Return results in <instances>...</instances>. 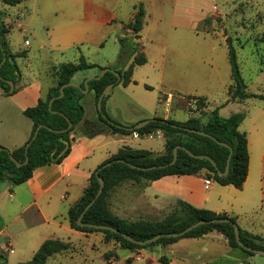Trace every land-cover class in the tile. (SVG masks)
I'll return each mask as SVG.
<instances>
[{"label":"rangeland","instance_id":"rangeland-1","mask_svg":"<svg viewBox=\"0 0 264 264\" xmlns=\"http://www.w3.org/2000/svg\"><path fill=\"white\" fill-rule=\"evenodd\" d=\"M88 1L113 12L117 23L98 25L91 41L70 49H55L56 45L51 40L62 43L70 37L77 38L75 31L86 20L84 6ZM151 4L156 13L151 11ZM141 5L145 9L141 31L144 39L134 40L128 23H123L121 29L118 22L133 20L132 16ZM0 10L11 21L7 38L14 48L29 50V59L19 62L24 70H31L33 74L47 72L46 66L74 61L81 55L100 66L110 60L107 67L115 70L125 68L132 59L123 61L119 58V38L122 34L129 36L138 55L144 52L147 63L135 66L134 82L130 87L117 83L110 93L107 110L118 118L119 123L126 118L155 114L161 117L168 114L179 121L197 116L203 121L206 112L203 107L198 108L194 97H206L209 111L230 97L228 89L233 79L227 36L236 47L247 91L264 94V0H26L19 5L0 0ZM100 13L103 14L102 11ZM154 14L158 20L152 26ZM20 22L24 27L19 26ZM173 22L188 23L191 29L175 28ZM26 39L30 47H26ZM101 39L104 45H99ZM41 44L44 48H40ZM85 73L78 72V83ZM169 93L172 95H167ZM89 95L85 94L82 99L85 106ZM168 98L171 103L167 102ZM233 112L246 114L240 129L251 131L259 126L260 131H264V100L249 97L244 102L230 101L220 107L222 117ZM139 145L157 152L163 151L165 146L164 140L158 137L145 138L144 142L135 144ZM151 183L129 180L115 187L109 198L113 212L130 221L161 220L179 208L178 202L168 209L165 206L155 208L146 192ZM262 204L264 206V197ZM256 211L248 219L256 220V225L260 223L264 229V210ZM108 247L104 245L105 249ZM145 252L136 249L132 256L125 258L129 250L120 248L119 256L114 251L109 252L108 264H145L135 260ZM57 259L50 260L49 264H69L66 259L61 263Z\"/></svg>","mask_w":264,"mask_h":264},{"label":"crops","instance_id":"crops-1","mask_svg":"<svg viewBox=\"0 0 264 264\" xmlns=\"http://www.w3.org/2000/svg\"><path fill=\"white\" fill-rule=\"evenodd\" d=\"M151 11L156 13L153 5ZM84 13L86 20L82 21V27L75 31L77 38L70 37L68 41L62 43L51 40L52 44L56 45L55 49H70L79 43L91 41L94 28L98 25L117 23L113 12L108 11L105 6L96 5L89 1L84 6ZM136 13L131 19H134ZM3 19L11 30L10 19L6 15ZM157 20L155 15L152 26ZM131 21L133 20L118 23L122 29L123 23ZM19 26L22 28L24 24L20 22ZM172 26L191 29V26L185 22H173ZM142 39H144L143 35H141ZM7 40L12 53L25 52L24 56L16 57L20 75L15 82L16 92L0 94V145L14 150L25 145L33 132L34 123L25 115L24 111L37 105L39 99L45 98L48 92L57 85L58 76L55 73L62 64L78 63L82 55L74 61L48 65L45 68L49 70L47 72L33 74L31 70H24L19 62V60L29 59V50L18 51L9 41V38ZM98 43L104 45L102 39ZM25 44L26 47L31 45L28 39H26ZM40 48H44V45L41 44ZM84 57L89 64L96 66L83 70L86 73L79 82L80 84L84 82L86 77L99 74L110 63V60H106L107 64L100 66L88 61L86 56ZM131 59L133 60V58ZM126 68L127 66L124 69ZM77 76L78 72L72 80L77 81ZM132 84L133 82L124 86L130 87ZM113 88L105 95V97L107 96L106 111L112 119L118 121V118L107 110ZM86 94H90V99L86 106L81 100L85 114L83 120L71 132L72 145L69 155L59 164L38 167L33 176L20 185L3 184L0 186L2 223L0 253L6 258L7 264H19L32 260L39 248L48 240L60 241L67 244L68 248L50 256L47 264L56 258L60 260V263L62 259H66L69 264H108L106 254L114 251L118 255V249L123 248L114 241L106 242L104 234L101 232H85L72 227L69 210L81 199L90 185L92 173L121 148L147 149L154 155H159L165 152V146L161 152L140 145L135 146L137 142H144L145 137L136 139L133 137V132L112 131L98 117L94 93L88 92ZM167 95H172V93ZM204 98L206 99V106L204 107L206 116L203 121H206L212 110L209 111L207 98ZM245 100H234L231 99L230 95L226 102L215 109L220 114V107L228 105L230 101L244 102ZM167 102L171 103V99L168 98ZM234 113L238 112L232 114ZM155 117L161 116H156V114L155 116L141 115L136 118L123 119V122L120 123L127 127H134L142 120ZM162 117L165 119L173 118L168 114ZM255 129L251 131L240 129L247 133L250 155L248 176L242 188H237L232 184L222 185L215 180H209L203 174L168 175L153 181L146 188L154 207L161 209L162 206H165V209H168V206L183 200L197 208L225 213L229 217L235 218L243 230L264 237L262 224L256 225L258 223L256 220L248 219L257 212L256 209L264 210L262 204L264 197V131L261 132L259 126H256ZM160 139L164 140V144L166 143L165 135ZM104 245H109V247L105 249ZM141 250L146 252L140 254L135 260L143 261L145 264L161 263L159 261L160 256H166L170 260L169 264H264V256L249 255L239 248L230 247L225 236L217 230L199 238H181L166 246L159 245L154 248V251ZM132 254V251L129 250V254L125 258L132 256Z\"/></svg>","mask_w":264,"mask_h":264},{"label":"trees","instance_id":"trees-1","mask_svg":"<svg viewBox=\"0 0 264 264\" xmlns=\"http://www.w3.org/2000/svg\"><path fill=\"white\" fill-rule=\"evenodd\" d=\"M26 0H3L4 3L17 5ZM5 13L0 10V85L9 90L8 80L17 82L19 78V67L16 62L17 56H24L25 52L14 54L10 50L7 40V34L10 29L5 24ZM145 21V9L141 5L133 21L128 23V28L132 30V39H140L141 31ZM229 49V60L232 70L233 83L229 87L231 99L243 101L249 97H258L264 100V94H254L247 91V84L242 76L238 62V54L230 36L226 38ZM121 44L120 56L123 61L133 58L127 68L119 69L122 79L118 80L111 72H107L101 79L89 81V92L94 93L95 104L105 87L110 83H122L127 86L131 82L134 68L136 65L146 63L147 59L142 52L138 55L137 49L129 36L119 38ZM6 56V61H3ZM95 64H89L82 55L78 63L62 64L57 70L58 83L53 87L45 98H40L37 105L27 108L24 113L33 123V132L25 145L14 150H10L2 145L0 151V186L9 184L12 186L20 185L33 176L34 171L41 166L61 163L70 153L72 138L71 132L83 120L85 114L84 105L81 103L85 94L77 87L68 86L64 89L63 97L56 98L50 107V100L60 94V87L65 83L72 81L73 76L80 71L95 67ZM85 87L84 82L81 83ZM16 92V89L14 90ZM107 97V96H106ZM106 97L103 99V111L97 108L99 119L111 128L114 132L130 133L138 131L140 133L152 132L161 129L165 135V152L154 155L147 149H133L130 147L121 148L116 154L105 161L99 168L92 173L91 183L87 187L81 199L69 210V218L72 227L85 232H101L104 234L106 242L114 241L123 248L130 251L136 249L152 250L156 246H166L178 241L181 238H199L214 230L221 232L232 248H239L249 255L250 252L241 247L235 237L234 227L231 223H207L202 224L185 235L180 237H161L153 243L138 244L124 238L121 234L110 230L95 229L78 224V219L85 207L92 201L99 189V177H103L105 186L103 193L95 203L86 211L82 221L86 223L109 225L119 229L121 232L130 234L136 240H147L159 233L180 232L200 220H212L215 218H230L237 222L235 218L229 217L225 213H216L215 211L203 208H197L192 204L179 200V208L172 214L161 220H126L112 212L110 209L109 198L115 187L129 180L140 182L146 180L153 182L168 175H193L203 174L209 180H215L222 185L232 184L237 188H242L248 176L249 170V148L247 133L240 130V125L246 118L243 112L234 113L229 117H222L217 109L208 114V119L202 121L200 117H189L185 121H178L173 118L155 117L142 128L130 130L129 127L112 119L106 111ZM198 108L205 107L204 97H194ZM56 111V112H55ZM72 127L69 128V123ZM41 126L36 134L38 127ZM184 127L203 130L216 139L227 143L232 148V158L230 171L228 175L222 176L219 171H224L230 154V148L219 144L211 136L201 135L185 130ZM36 135V136H35ZM29 145L26 151L27 145ZM176 146H183L194 154L209 155L216 162V166L207 159H198L192 157L184 149H179L178 159L175 164H170L173 159V150ZM13 155L17 161L23 163L18 166L11 159ZM27 156L29 161L26 163ZM122 160V161H118ZM114 161L111 165L102 168L107 162ZM134 165L135 167H133ZM157 166L154 169L143 170L141 168ZM98 172V175L96 174ZM0 216V229H1ZM241 240L244 245L264 249V237L254 235L240 228ZM68 248L67 244L60 241L48 240L36 252L32 260L19 264H47L50 256ZM109 259V254H106ZM159 261L163 264H169L170 260L166 256H160ZM1 264H7L6 258L0 253Z\"/></svg>","mask_w":264,"mask_h":264},{"label":"water","instance_id":"water-1","mask_svg":"<svg viewBox=\"0 0 264 264\" xmlns=\"http://www.w3.org/2000/svg\"><path fill=\"white\" fill-rule=\"evenodd\" d=\"M6 56H4L3 58V61L2 62H5L6 61ZM1 65L0 64V68H1ZM107 72H111L113 73L115 76H117L118 80H121L122 79V75L121 73L118 71V70H115L113 68H110V67H105L101 70V72L97 75H91L89 77H87L84 81V84H85V87L83 88L81 84H79L78 82L72 80L70 81L69 83H65L64 85H62L60 87V94L58 96H54L52 97V99L50 100V107L52 106V103L53 101L58 98V97H63L64 94H65V91L64 89L68 86H74V87H77L79 88L84 94L88 93L89 90H90V86H89V81L90 80H93V79H101ZM8 83L10 85V88L9 90L6 89L5 86L3 85H0V94H5V93H12L15 89V82L13 80H8ZM114 83H110L109 85H107L105 87V89L103 90V92L100 94L99 98H98V101H97V108L100 112L103 111V99L105 97L106 94H108L110 92V90L114 87ZM56 112V111H55ZM156 118H151V119H145V120H142L140 121L139 123H137L136 125H134V127H129L130 130H133V129H139V128H142L143 126H145L146 124L150 123L151 121H155ZM72 122L69 123V128L72 127ZM41 126H44V125H40L36 131V134L39 130V128ZM185 130H188L189 132H194V133H198V134H201V135H206V136H211L210 134L206 133L205 131L203 130H198V129H194V128H188V127H184ZM36 136V135H35ZM214 140H216L219 144H222V145H225L227 147L230 148V154H229V157H228V160H227V165H226V168L224 171H219V174L222 175V176H226L228 175L229 171H230V164H231V158H232V148L230 147L229 144L227 143H224L218 139H216V137L214 136H211ZM29 145H27L26 147V151L28 150L29 148ZM184 149L187 151V153H189L190 156L192 157H195V158H198V159H207L209 161H211L213 163V165L216 166V162L214 161V159L212 157H210L209 155H205V154H194L193 152H191L189 149H187L186 147H183V146H176L173 150V159L172 161L170 162V164H175L177 159H178V153H179V149ZM3 150L2 147H0V151ZM11 159L14 160L18 166H21L23 163L19 162L16 160V158L11 155ZM29 161V157L27 156V159H26V163ZM118 161H122V160H118ZM114 161H110V162H107L106 164H104L102 166V168L106 167V166H109L113 163ZM123 162V161H122ZM133 167H135L134 165H132ZM157 166H151V167H148V168H141L143 170H147V169H154L156 168ZM98 175V172L96 173ZM99 189L97 191V194L95 195V197L92 199V201L85 207V209L83 210L82 214L80 215L79 219H78V224L81 225V226H88V227H91V228H95V229H101V230H110L112 232H115V233H119L121 234L124 238L128 239L129 241H132L134 243H138V244H147V243H153L155 241H157L158 239H160L161 237H180V236H183L185 235L187 232L191 231L192 229L202 225V224H207V223H223V222H226V223H231L234 227V232H235V237H236V240L238 242V244L243 247L244 249L250 251V252H253L255 254H259V255H262L264 256V249H256V248H252V247H249V246H246L244 245V243L242 242L241 240V231H240V227L238 225L237 222H233L231 221L230 218H215V219H212V220H200L194 224H192L191 226L187 227L186 229H184L183 231H180V232H169V233H159L157 235H155L154 237L150 238V239H147V240H136L133 236H131L130 234H127V233H124V232H121L119 229L117 228H114L112 226H109V225H101V224H93V223H86V222H83L82 221V218L84 216V214L86 213V211L95 203V201L100 197V195L103 193V190H104V186H105V181L103 179V177H99Z\"/></svg>","mask_w":264,"mask_h":264},{"label":"built area","instance_id":"built-area-1","mask_svg":"<svg viewBox=\"0 0 264 264\" xmlns=\"http://www.w3.org/2000/svg\"><path fill=\"white\" fill-rule=\"evenodd\" d=\"M164 134H163V131L161 129H157L155 131H152V132H147V133H140L138 131H133V137L136 138V139H139L141 137H145V138H155V137H162Z\"/></svg>","mask_w":264,"mask_h":264}]
</instances>
